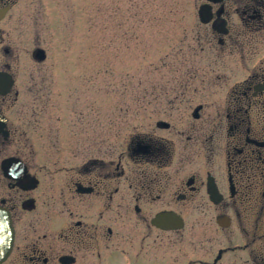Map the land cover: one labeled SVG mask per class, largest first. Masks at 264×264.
Masks as SVG:
<instances>
[{
	"label": "flooded vegetation",
	"instance_id": "1",
	"mask_svg": "<svg viewBox=\"0 0 264 264\" xmlns=\"http://www.w3.org/2000/svg\"><path fill=\"white\" fill-rule=\"evenodd\" d=\"M19 2L0 0V264H264V0L208 24L203 0L181 86L109 125L48 85Z\"/></svg>",
	"mask_w": 264,
	"mask_h": 264
},
{
	"label": "rangeland",
	"instance_id": "2",
	"mask_svg": "<svg viewBox=\"0 0 264 264\" xmlns=\"http://www.w3.org/2000/svg\"><path fill=\"white\" fill-rule=\"evenodd\" d=\"M202 1L20 0L11 20L50 37L48 85L75 91L70 102L87 114L99 109L109 125L123 120L127 105L137 118L140 105H158V90L181 86L176 77L193 61L184 53L192 31L202 30L196 17Z\"/></svg>",
	"mask_w": 264,
	"mask_h": 264
},
{
	"label": "water",
	"instance_id": "3",
	"mask_svg": "<svg viewBox=\"0 0 264 264\" xmlns=\"http://www.w3.org/2000/svg\"><path fill=\"white\" fill-rule=\"evenodd\" d=\"M8 226H9V222L7 221V227H6L7 229H8ZM6 231H8V230H6ZM8 232H9V231H8Z\"/></svg>",
	"mask_w": 264,
	"mask_h": 264
}]
</instances>
